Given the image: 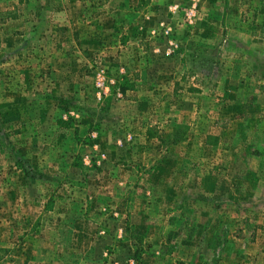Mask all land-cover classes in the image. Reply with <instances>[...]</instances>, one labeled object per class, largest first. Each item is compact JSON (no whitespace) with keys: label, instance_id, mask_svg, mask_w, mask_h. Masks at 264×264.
Wrapping results in <instances>:
<instances>
[{"label":"rangeland","instance_id":"374dc122","mask_svg":"<svg viewBox=\"0 0 264 264\" xmlns=\"http://www.w3.org/2000/svg\"><path fill=\"white\" fill-rule=\"evenodd\" d=\"M57 1L0 16V264H264V0Z\"/></svg>","mask_w":264,"mask_h":264},{"label":"crops","instance_id":"0c3cea01","mask_svg":"<svg viewBox=\"0 0 264 264\" xmlns=\"http://www.w3.org/2000/svg\"><path fill=\"white\" fill-rule=\"evenodd\" d=\"M12 0H0V16H2L3 14H7V15H12L13 17L16 16H21V12L25 13V14H30L31 9L30 6L31 4L32 7L38 8V5H43L46 6L49 3V0H13V4L11 2ZM69 0H59L57 1V5L60 7V9H56V10H51L49 12H47V15H51L52 17H57L59 18V16H67L69 13V10L67 11V9H65V3H68ZM81 1L79 0H71V5L73 7H80L78 5V3H80ZM34 3H37L36 5H34ZM11 4V5H10ZM81 4V3H80ZM53 3H49L48 6L51 9V7L53 6ZM33 8V10L35 9ZM30 9V10H28ZM65 9V10H63ZM56 50L55 51H47L44 52V59L43 61H41L40 59V54H37L36 57H38V59L34 58L32 60H30V64L32 66H21V61L20 60H14V58H16L17 56L13 55V60L11 59L10 63H14V66L12 68H14V70L12 71L13 76H17L16 74H18L20 76L19 73H22L19 71V69L22 68H27L28 72L31 73V75H37L39 73H42L40 76V80H43V85H45L44 88V99L47 101H54L53 107H55L54 109H49L48 114L52 113V111H54V113L56 114V112H60L62 113L64 111V108H62L60 105H56L57 102L55 103L56 98H59V100L61 101V96L62 97H69L72 98L73 96L70 95H74V92L71 90L72 87L75 88L76 85H78V83L80 81L78 74L76 72V69H78V71H80V59H77L76 57V53L73 54V52H77L78 50H72L71 53H66V48L64 50V48L60 47V46H56ZM16 49V51H21V48L19 47V45L13 46V48L11 49V51H14ZM37 47H33L31 46V50L32 52L37 53L36 51ZM45 50V49H44ZM42 52V51H41ZM2 55V54H1ZM73 60V61H72ZM7 62L6 60L3 62L5 63ZM2 64V63H1ZM26 65V64H25ZM2 66V65H1ZM5 67V65L3 66ZM126 70H127V77L129 79L130 83H135L139 81V76H143L144 74L147 75L148 74V70L146 69H140V68H133V67H128L125 66ZM128 67V69H127ZM32 69H35L34 71ZM74 69V71H73ZM38 70H40L38 72ZM140 71L139 76L138 73L136 71ZM16 73V74H15ZM6 74V73H5ZM157 76V75H156ZM22 77V75H21ZM5 80V79H3ZM22 80V79H21ZM19 80V83H21L22 81ZM11 81H14L13 79ZM16 85V84H15ZM80 85V84H79ZM123 90L125 89V87L122 88ZM127 90V89H125ZM17 91H19V89H17ZM128 91V90H127ZM133 92V91H131ZM18 112H22L21 109L18 110Z\"/></svg>","mask_w":264,"mask_h":264},{"label":"trees","instance_id":"16d2710c","mask_svg":"<svg viewBox=\"0 0 264 264\" xmlns=\"http://www.w3.org/2000/svg\"><path fill=\"white\" fill-rule=\"evenodd\" d=\"M147 136L150 138L151 137V134H147Z\"/></svg>","mask_w":264,"mask_h":264}]
</instances>
